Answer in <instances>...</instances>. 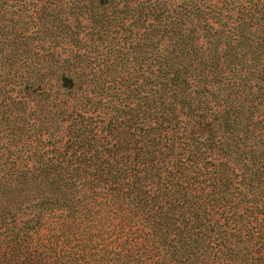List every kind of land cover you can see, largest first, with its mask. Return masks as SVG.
<instances>
[{
  "label": "trees",
  "instance_id": "1",
  "mask_svg": "<svg viewBox=\"0 0 264 264\" xmlns=\"http://www.w3.org/2000/svg\"><path fill=\"white\" fill-rule=\"evenodd\" d=\"M0 264H264V0H0Z\"/></svg>",
  "mask_w": 264,
  "mask_h": 264
}]
</instances>
